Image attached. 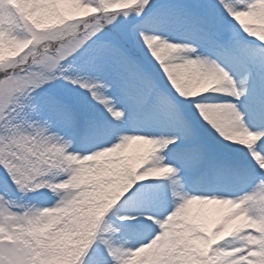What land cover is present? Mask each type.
Wrapping results in <instances>:
<instances>
[{
  "label": "snow or ice",
  "instance_id": "6c2138e0",
  "mask_svg": "<svg viewBox=\"0 0 264 264\" xmlns=\"http://www.w3.org/2000/svg\"><path fill=\"white\" fill-rule=\"evenodd\" d=\"M0 264H264V0H0Z\"/></svg>",
  "mask_w": 264,
  "mask_h": 264
},
{
  "label": "bare ground",
  "instance_id": "6f19581e",
  "mask_svg": "<svg viewBox=\"0 0 264 264\" xmlns=\"http://www.w3.org/2000/svg\"><path fill=\"white\" fill-rule=\"evenodd\" d=\"M129 153L134 154V151L130 149V150H129Z\"/></svg>",
  "mask_w": 264,
  "mask_h": 264
},
{
  "label": "rangeland",
  "instance_id": "374dc122",
  "mask_svg": "<svg viewBox=\"0 0 264 264\" xmlns=\"http://www.w3.org/2000/svg\"><path fill=\"white\" fill-rule=\"evenodd\" d=\"M130 155H132L131 153H129Z\"/></svg>",
  "mask_w": 264,
  "mask_h": 264
}]
</instances>
